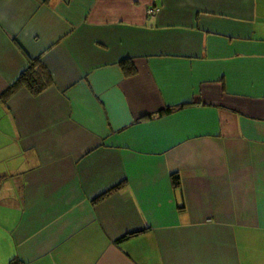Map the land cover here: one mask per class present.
Returning a JSON list of instances; mask_svg holds the SVG:
<instances>
[{"label":"crops","instance_id":"0c3cea01","mask_svg":"<svg viewBox=\"0 0 264 264\" xmlns=\"http://www.w3.org/2000/svg\"><path fill=\"white\" fill-rule=\"evenodd\" d=\"M0 264H264V0H0Z\"/></svg>","mask_w":264,"mask_h":264},{"label":"trees","instance_id":"16d2710c","mask_svg":"<svg viewBox=\"0 0 264 264\" xmlns=\"http://www.w3.org/2000/svg\"><path fill=\"white\" fill-rule=\"evenodd\" d=\"M38 72H39L38 70L36 71V66H34V64L32 63L31 67L24 72V74L21 76L20 79V83H26L34 93H38L41 91V89H43V86L36 87L34 85L35 80H39L41 78V77L39 78ZM173 180H174V184L176 185L180 184L179 182L180 179L178 174L173 176Z\"/></svg>","mask_w":264,"mask_h":264}]
</instances>
